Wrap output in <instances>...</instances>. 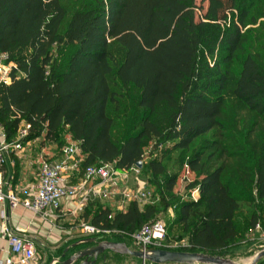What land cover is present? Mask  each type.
Here are the masks:
<instances>
[{"label":"trees","instance_id":"obj_1","mask_svg":"<svg viewBox=\"0 0 264 264\" xmlns=\"http://www.w3.org/2000/svg\"><path fill=\"white\" fill-rule=\"evenodd\" d=\"M0 52L15 64L0 82L7 140L22 123L27 140L67 127L83 168L129 169L148 141L175 152L196 174L198 197L175 202L191 252L231 247L254 197L264 223V0H0ZM147 167L166 177L156 200L100 207L94 225L134 232L169 206L178 170Z\"/></svg>","mask_w":264,"mask_h":264},{"label":"built area","instance_id":"obj_2","mask_svg":"<svg viewBox=\"0 0 264 264\" xmlns=\"http://www.w3.org/2000/svg\"><path fill=\"white\" fill-rule=\"evenodd\" d=\"M15 64L8 60L6 53L0 52V82H10V72ZM30 125L22 123L18 130V137L23 139ZM19 142L9 141L5 138L4 128L0 123V167L4 163L5 155L13 149H19ZM79 146L70 144L63 148V157L58 160L43 158L40 162L39 171L34 190L29 198L22 199L14 192L4 191L0 179V204H7L14 208L22 204L25 208L47 218L51 216V210L59 209L63 198L78 199V209L87 203L90 196L102 199L118 198L116 208L123 210L131 201H143L144 204L154 202L153 195L142 186L130 189L126 186L129 169H116L112 164H93L81 170V180L74 186H67L66 180L70 172L79 171ZM96 181V182H95ZM95 182V183H94ZM98 182V183H97ZM93 183V184H91ZM103 185L102 189H96L95 185ZM0 234L6 238L8 244V257L4 264H14V257L21 256L23 261L33 260L36 256L35 245L32 240L22 236L15 230L6 226L7 214L5 210L0 213ZM259 224L256 228L259 229ZM83 236H124L131 238L137 250L149 251L151 249H165L169 244L165 243L166 226L162 219L155 218L134 232H125L113 228H100L91 222L80 221L77 225ZM264 239V230L262 232Z\"/></svg>","mask_w":264,"mask_h":264},{"label":"crops","instance_id":"obj_3","mask_svg":"<svg viewBox=\"0 0 264 264\" xmlns=\"http://www.w3.org/2000/svg\"><path fill=\"white\" fill-rule=\"evenodd\" d=\"M11 141L19 142L20 148L13 149L6 154L4 163L0 167V179L3 184V190L14 192L22 199L29 198L34 190L42 159L58 160L62 158L64 147L60 151L54 152L50 150L49 145L43 139H20L18 135ZM79 159L80 169L79 171L70 172L66 180L67 186H74L81 180V170L84 169L82 167L84 159L82 153ZM97 183L95 188L102 189L103 185ZM198 195L199 193H197V197ZM108 203L106 199L90 196L82 209H78L77 198L72 200V198L65 197L62 200L60 208L51 210V216L47 218L25 208L22 204H18L14 208H10L7 204H0V213L2 210H5L7 214V228L15 230L22 236L29 238L35 245L36 256L33 260L23 261L21 256H15L14 264H59L61 260L71 256L77 250L93 245L94 243L86 244L85 242L90 237L124 242L115 236H111L113 238L110 239H103L101 235L83 236L77 228V225L82 220L91 222L90 213L98 208H110V204ZM125 209L126 207L120 211H124ZM116 211L119 210L117 209ZM124 243L126 244V242ZM127 247L129 246L127 245ZM129 248L132 249L131 247ZM7 257V240L0 234V264H4ZM136 259V257L128 254L105 250L103 255L98 257L95 264H145V262L142 261L141 263Z\"/></svg>","mask_w":264,"mask_h":264},{"label":"rangeland","instance_id":"obj_4","mask_svg":"<svg viewBox=\"0 0 264 264\" xmlns=\"http://www.w3.org/2000/svg\"><path fill=\"white\" fill-rule=\"evenodd\" d=\"M197 4H203L206 6L207 0H197ZM255 34L253 33L252 36ZM125 125L121 124L114 129L113 137L119 141L122 139V134ZM38 139H43L45 143L49 145L50 150L60 151L61 148L68 146L70 144L78 143L71 139V135L68 131L67 127H63L60 132L57 134L54 140H49L41 135ZM155 141H148L143 148V159L141 167L136 165L129 172V178L126 182V186L130 189L139 188L142 186L144 189L148 190L152 195L154 201L155 192H159L164 189V179L165 175H159L153 177L148 170V163L152 159L161 160V162L166 166V173L176 172L177 170V178L175 180V184L173 187V191L171 195H167V202H169V206L162 210L157 217L160 218L164 222L166 226V239L165 243L169 244V247H165L168 250H179V251H189L188 250V241L187 236L183 232L182 224L178 222L177 218V208L175 202L178 200H187V199H195L197 197V189H188L186 188L187 184L191 182L196 174L191 172L188 167L184 164L181 167L179 166V162L177 161V156L175 152L170 154L162 155V152H159V149L154 147ZM165 190V189H164ZM118 198L107 199L108 204H110V208L112 213H114L116 209V203L118 202ZM139 206L142 208L144 206L143 201H139ZM253 212H257L260 217L259 229L256 227H249V217ZM263 204L261 201L254 197L253 201L241 204L235 221L238 228V236L232 242V246L229 247L224 253H208L211 255H219L221 257L228 258L234 262L241 264H249L252 258L262 249L264 248V239L262 238V232L264 230L263 223ZM103 239L113 238L111 236H102ZM115 238V237H114ZM123 241L131 247L133 250H137L136 246L133 244L131 238L124 237ZM187 249V250H186ZM136 260L142 263V260L137 258ZM145 264H155L148 260H144Z\"/></svg>","mask_w":264,"mask_h":264},{"label":"water","instance_id":"obj_5","mask_svg":"<svg viewBox=\"0 0 264 264\" xmlns=\"http://www.w3.org/2000/svg\"><path fill=\"white\" fill-rule=\"evenodd\" d=\"M141 164L142 161H139L136 166L141 167ZM85 242L86 244H94L77 250L71 256L61 260L59 264H95L98 257L103 255L105 250L128 254L142 261L148 260L155 264H241L219 255H211L203 252L159 248L149 251L133 250L127 247L124 242L101 240L100 237H90ZM263 256L264 248L252 258L249 264H255Z\"/></svg>","mask_w":264,"mask_h":264}]
</instances>
